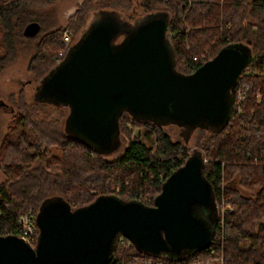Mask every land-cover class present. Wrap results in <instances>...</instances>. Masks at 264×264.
I'll use <instances>...</instances> for the list:
<instances>
[{
	"label": "trees",
	"instance_id": "16d2710c",
	"mask_svg": "<svg viewBox=\"0 0 264 264\" xmlns=\"http://www.w3.org/2000/svg\"><path fill=\"white\" fill-rule=\"evenodd\" d=\"M60 1L0 0V72L25 46L32 51L27 70L35 82L31 101H26L22 90L9 95L11 117L0 143V171L5 177L0 183V236L13 232L20 213L32 208L37 215L42 202L52 197L63 199L72 209L109 194L153 205L162 184L183 165L188 149L180 142L172 143L156 122L137 120L124 112L119 136L126 140V147L107 159L65 131V107L34 96L36 86L57 64L59 53L63 59L68 50L64 32L76 34L91 10L115 12L128 23L162 13L167 16L176 69L181 73L194 72L231 43H241L251 52L252 60L231 92L234 102L236 89L249 84L241 111L234 110L223 129L196 139L217 217L221 206H229L205 250L174 261L140 252L119 237L108 264H146V260L153 264H264V0H136L142 10L136 17L127 15L135 6L133 0H81L62 27L45 28L33 22L32 9ZM34 23L38 30H26ZM128 124L145 128L144 134L133 135ZM141 137L154 138V147Z\"/></svg>",
	"mask_w": 264,
	"mask_h": 264
},
{
	"label": "water",
	"instance_id": "95a60500",
	"mask_svg": "<svg viewBox=\"0 0 264 264\" xmlns=\"http://www.w3.org/2000/svg\"><path fill=\"white\" fill-rule=\"evenodd\" d=\"M167 16L151 13L128 23L99 11L35 88L41 102L67 108L65 131L103 153L119 145V118L175 125L187 130L223 129L233 112L232 89L250 64L241 43L223 47L194 72L176 69ZM31 28V29H30ZM26 30L34 33L37 24ZM193 150L161 186L153 205L98 196L72 209L63 199L42 202L35 247L15 235L0 236V264H108L119 237L138 251L180 261L212 242L217 208Z\"/></svg>",
	"mask_w": 264,
	"mask_h": 264
},
{
	"label": "rangeland",
	"instance_id": "374dc122",
	"mask_svg": "<svg viewBox=\"0 0 264 264\" xmlns=\"http://www.w3.org/2000/svg\"><path fill=\"white\" fill-rule=\"evenodd\" d=\"M135 1L136 0H133V4H135ZM80 2L81 0H61L54 6L47 8H35L32 9L34 12L33 17L31 18L33 19V22L41 23V26L45 28L62 27L66 24V17L75 11ZM96 12L98 11L92 13L91 10L86 14L85 22L76 34L71 36L70 30L64 32L63 39L65 35L68 36V47L78 40L82 32L86 30L88 25L94 20V14ZM140 13H142V10L139 8L138 4H135V6H133V10L127 15L136 17ZM31 54L32 51H30L29 48L25 46L20 47V49L14 54L12 60L9 61L7 66L0 72V102H2L0 103V143L4 137L11 117V102L9 100V95L18 94V92L22 90L26 101L32 100L31 96L35 87V82H33V77L27 70L28 60ZM127 126L130 133L133 135H136L138 132L141 135L144 134L145 128L143 127L140 128L130 124ZM161 130L169 135V139L172 143L180 142L182 146H185L188 149L189 155L193 150H198V147L196 146L197 136L201 134L207 136L209 132L204 129H195L187 133V130L179 128L175 125L161 126ZM141 139L148 146L154 147V138H152L151 141L142 137ZM116 141L119 142V145L114 147L113 150L112 147L110 148L111 142L106 144L107 146L103 148V150L107 151L103 152L105 158H115L125 149L127 142L121 135L118 136ZM4 178L3 173L0 171V183L4 180ZM236 182L237 181H235V183ZM241 192L246 194L244 191Z\"/></svg>",
	"mask_w": 264,
	"mask_h": 264
},
{
	"label": "built area",
	"instance_id": "2783aa9c",
	"mask_svg": "<svg viewBox=\"0 0 264 264\" xmlns=\"http://www.w3.org/2000/svg\"><path fill=\"white\" fill-rule=\"evenodd\" d=\"M63 42L66 45L68 44V36L67 35L64 36ZM61 56H62V53H59V55H58L59 59H57V63H59V61L61 60L60 59ZM193 59L196 60V57H194ZM248 89H249V84H242L236 89V96H235L236 98H235V101L233 102V111L234 110H236L238 112L241 111L243 104H244L246 97H247ZM227 208H228V206H221L220 207L219 217H217L216 228H217V224H220V225L222 224V222H223L222 218H223L224 213L226 212ZM35 219H36V213H35L34 209H32V208H29V209L25 210L24 212L20 213L16 217L15 229L13 230V232L10 235H15L17 237H20L25 242H27L30 246L35 247L37 236H38V230H37ZM215 231H216V229H215ZM214 235H215V233H214ZM145 263L146 264H153L152 260H148V261L146 260ZM197 263L198 262H196V263L191 262L190 264H197ZM156 264H170V263H164V262L159 261V262H156ZM206 264H209V262H207Z\"/></svg>",
	"mask_w": 264,
	"mask_h": 264
}]
</instances>
